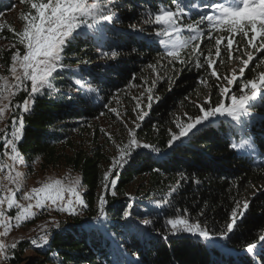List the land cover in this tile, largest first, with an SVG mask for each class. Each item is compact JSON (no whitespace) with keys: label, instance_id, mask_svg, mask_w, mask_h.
Instances as JSON below:
<instances>
[{"label":"trees","instance_id":"trees-1","mask_svg":"<svg viewBox=\"0 0 264 264\" xmlns=\"http://www.w3.org/2000/svg\"><path fill=\"white\" fill-rule=\"evenodd\" d=\"M119 3L120 21L108 26L116 33L109 32L110 40L104 45L105 51L118 49V56L102 57L95 41L86 37L79 38L66 50L64 63L68 67L53 80L57 91L45 89L30 105L31 113L24 114L23 139L18 144L20 156L16 160L29 159L22 180L46 176L50 181V173L56 171L74 175L78 187L54 183L62 185L61 190L75 189L85 201L88 220L98 215L104 174L118 155V148L128 143L130 130L141 144L153 145L159 152L136 149L119 170L116 195H112L111 189L106 194L109 239L100 231L80 226V220L74 216L55 215L59 223L68 227L56 233L49 245L33 248L31 259H23V253L33 244L19 242L9 253V264H113L114 241L124 244L119 249L121 258L133 264H264L246 251L248 244L259 243V236L264 235V165L258 163L264 158V122L256 119L245 133H240L230 118L217 117L214 126L202 128L190 140L177 141L172 149L167 148L170 132L178 131L177 124L200 113L195 105H203L209 97L213 104L219 99L230 103L226 97H220L217 79L210 77L211 69L206 71L205 57L211 53L213 67L223 84L227 83L224 76H239L229 86L232 94H238L240 82L264 72V49L258 53L254 47H246L247 39L238 34L233 49L239 47L240 51L233 50V58L229 59L225 48L231 37L218 28L212 33L213 37H224L219 46L222 55L218 57L215 39L210 41L205 29L204 36L191 41L180 52L181 59L187 58L191 45L199 44L203 53L199 61L193 57L188 65L179 60L169 63L171 58L162 59L165 49L158 42L153 43L148 32L142 33L145 38L140 39L130 25L152 28L154 37L155 27L143 25L142 21L158 8L173 7L172 0H119ZM33 11L27 0L25 3L0 0V79L10 73L13 56L23 54L24 46L18 35L25 24L21 17ZM190 22L185 17L184 27ZM188 34L182 36L190 40ZM236 41L240 43L237 45ZM258 42L259 39L253 44ZM248 52L254 59L241 76L239 69L233 70L240 62L235 56L246 59ZM197 62L204 67L198 69ZM148 65H156L161 77L152 89L154 99L150 109L147 89L152 87L158 73ZM77 75H83L97 91L69 106V92L72 97L78 95L75 87L70 91ZM205 79L207 84L202 82ZM5 95L1 94L0 100ZM25 96L26 93L14 95L12 113L3 127H8L9 133L12 117L19 111L17 104ZM137 97L141 98L140 108L136 107ZM110 108L116 112H110ZM137 112L149 114L140 121ZM251 112L257 118L264 115V101H259ZM241 134L249 136L256 148L254 153L247 155L245 150L231 147L238 145ZM181 175L186 179L181 180ZM237 201L241 208L247 201L249 208L227 240L216 239L206 246L199 238L188 235L169 236L168 241L157 235L170 227L166 226V219L182 215L185 210L191 221L198 220L220 233L230 222L229 214ZM129 205L132 224L143 228V219L152 221L143 233L127 227L129 221L123 213Z\"/></svg>","mask_w":264,"mask_h":264},{"label":"snow or ice","instance_id":"snow-or-ice-1","mask_svg":"<svg viewBox=\"0 0 264 264\" xmlns=\"http://www.w3.org/2000/svg\"><path fill=\"white\" fill-rule=\"evenodd\" d=\"M26 0H21V3H25ZM30 4V8L34 10L27 15H22L21 19L25 21L22 32H19L20 43L24 46L23 54L17 60V56H13V60L16 61L22 69V74L17 72L15 66L11 68L13 73V79L16 81L10 86V93L12 95H18L20 93H26L25 98L19 104L17 108L18 113L12 117V131L10 136L6 135L2 137L3 147L5 152L11 151L15 155L13 160L19 158L20 153L18 151V144L23 139L24 131V114L31 113L30 105L34 104L37 95H43L45 89H51L57 91L54 88L53 80L56 78V74L64 71L68 66L64 63L66 50L72 46L80 37L91 36L97 45V50L102 57L116 58L118 56V49L113 48L111 51H105L104 45L109 42V32L116 33L114 28H109V25H114L120 21V17L117 14V9L120 7L119 0H27ZM173 7L158 8L150 17L143 19V25H151L155 27L154 37L151 36L152 28H145L143 26L137 27L133 24L130 27L137 33L140 39L145 37L142 33L148 32L153 40V43L158 42L165 48V55L163 58H171L169 63L179 60L181 64L188 65L193 57L199 61L200 56L203 54L199 44H192V51L188 54L187 58L181 59V50L187 48L191 41H196L198 38L204 36L205 29H207V35L209 40L215 39L216 55L220 57L222 55L221 37H213L212 33L216 29H221L227 32L231 38L228 39L225 50L228 52L229 59L233 58V50L239 52V47L233 49V41L235 36L242 34L243 38L247 39L248 44L246 47H254L256 52H260L264 49V0H231L230 3H221L220 0H172ZM187 17L190 23L186 24L188 32L192 33L190 40L180 39V34L184 27V18ZM249 33L251 36L249 38ZM259 42L253 44L254 41ZM115 43V41H111ZM237 45L240 41H236ZM236 60H239L241 67L239 73L244 76L245 68L248 67L249 62L253 61L252 53H247V59H243L240 55L235 56ZM159 63V61H157ZM205 63L207 69H211L210 77L217 79L218 83L216 87L219 89L220 97H226L230 100L227 103L225 99H219L215 104L212 103L209 97L203 105L197 104L195 107L199 108L200 113L196 116H189L187 121L182 124H177L178 131L170 132V139L167 142V148L172 149L176 142L183 143L185 139L190 140L192 136H195L202 128L212 127L217 123V117L230 118L234 122V127L240 132L245 133L256 119L264 122V117H253L251 109L256 107L259 101H264V72H260L258 76L249 80L245 78L240 82L241 86L238 94H232L233 89L229 86L237 81V77L233 75L231 78L224 76L223 80H226V85L223 84L221 77L218 75L217 70L213 65L215 61L211 58V53L205 57ZM158 73L157 79L152 82V87L147 91L150 93L148 96V108L152 106L154 96L152 89L156 86V83L161 79L156 65H148ZM196 67L203 68L204 64L197 62ZM82 71V70H81ZM30 82V86H29ZM207 84V79L202 81ZM72 87H75L77 92L76 97H72L70 92L67 95L69 106L74 101H79L84 95H91L96 92L97 89L88 83L83 75H77L75 85H70V91ZM64 94H61L63 97ZM137 108H140L139 100ZM158 99V98H157ZM110 112H116L115 109H109ZM3 112V109H0ZM103 114V113H102ZM149 113L137 112V120L142 121ZM19 117V118H18ZM119 118V114L117 113ZM127 127V125H125ZM5 129H0V132H4ZM231 147L237 148L241 145L232 144ZM150 149L152 152H159V149L153 145L141 144L137 139L135 132L129 131L128 143L123 147L118 148V155H116L109 167L108 171L104 174L102 183L104 186V192L98 199V215L95 218V223L86 225L89 229L107 233V221H106V194L111 189L112 195H116V187L118 184L119 170L124 168L125 164L130 158L132 153L136 149ZM19 175V174H17ZM186 177L181 175V180H185ZM199 183V181H195ZM57 184L59 181L56 182ZM179 185V181L177 182ZM71 192H75V189H70ZM46 192V189H33L31 194H25V200L35 199L36 203L33 206L29 204L27 208L23 210L21 215L14 217L16 220H26L31 215V209L33 207L37 209L51 208V210L57 212H66L69 215L77 214V206L84 207L85 201L76 195L75 199L69 198L66 202L64 197L58 191L56 195H52L47 192L44 197L40 196V193ZM45 200L51 202L50 205L44 203ZM4 201L0 200V204ZM54 206V207H53ZM8 207L12 208V201L8 199ZM131 205L125 209L123 216L129 223L127 227L137 233H143L147 226L152 224L150 219H143L141 224L143 228L132 224L130 218L132 217ZM249 208L247 201L244 202L243 208L240 207V202L237 201L235 207L229 214V221L226 223V229L220 233H215L201 222L191 221L187 210L184 214L177 215L175 218L166 219V227L163 232H157V235L161 236L165 241H168L169 236H176L178 238H184L185 235L199 238L206 246L214 244L216 239H229V234L234 233L235 229L239 226L238 221L242 220L245 211ZM204 211L201 209L200 215H203ZM54 227L59 228V224L54 220L51 221ZM7 228L4 233L6 234ZM39 241L33 239L31 243L35 247H42L48 244V234L45 231V235L39 237ZM114 261L113 264H133V262L121 258L122 253L119 249L124 247V244H116L114 241ZM13 249L16 244L11 246ZM5 246L0 244V253L7 259V252L4 250ZM247 253L252 257H258L261 261H264V235L259 236V243L248 244L246 248Z\"/></svg>","mask_w":264,"mask_h":264},{"label":"rangeland","instance_id":"rangeland-1","mask_svg":"<svg viewBox=\"0 0 264 264\" xmlns=\"http://www.w3.org/2000/svg\"><path fill=\"white\" fill-rule=\"evenodd\" d=\"M220 2L221 3H230L231 0H220ZM183 33H189L188 34L189 37L192 35V33L187 31L186 27H183V30H182V32L180 34V39H182V40H187V39H185L182 36ZM249 35H251V33H249ZM86 38H90V39L94 40V38L91 37V36H87ZM161 46L164 48L163 45H161ZM19 58L20 57H17V60ZM13 66L16 67L18 73L22 74V69L20 68V65L16 61L13 62L11 68ZM241 66H242L241 63L237 62L236 65L233 67V70L235 71V70L239 69ZM59 73H62V72H59ZM233 75H235V74H233ZM236 77H239V76H236ZM15 82L16 81L13 79V73H12V71L10 69V73L7 76H5V77L0 79V95L3 94V93L11 94L8 89H10V86L12 84H14ZM29 86H30V82H29ZM0 102H1V100H0ZM252 116H253V113H252ZM261 116H264V115H261ZM261 116H258V117H261ZM225 117H227V116H225ZM218 118H221V117H218ZM233 123L234 122H231V124H233ZM3 127H1V129ZM3 129H5V131L4 132H0V166L2 165L3 157L6 156V155H9V154H12L10 150L5 152V149L3 147L2 137L6 136V135L10 136L8 127L3 128ZM238 145H241V147H238V148L241 151L245 150L247 155L254 153L255 149H256L255 146L253 145V143L251 142V139L249 138V136H246L245 134H241L240 135ZM28 160L29 159H26V160L23 161V164H22L23 168H21V169H11L10 171H8V174L11 177L12 188H13L14 191L17 189V187H18V185L20 184L21 181H30V180H32L31 178H30V180L29 179L28 180H22L23 170L28 167ZM258 163L261 164V165H264V158L260 159L258 161ZM17 174H19V175H17ZM40 177H42V176H39V178ZM50 178H51V180H50L51 183L49 181V184H48V186L45 189H46V193L50 192L52 195H56V193L58 191L60 193L62 191L61 190L62 185L57 186V184L54 183V182H57V181L63 182L66 185H73V186L78 187V180L76 179V177L74 175H71V174L63 172V171H56V172L50 173ZM33 179H36V177L33 178ZM58 184H60V183H58ZM25 208H27V207L14 194L13 206H12V209L10 210V213L13 216V222L14 223L9 224V235H8L9 242L6 245L7 254H8V264H9V257H10L9 253L12 250L11 246L13 244L17 245L19 242H23V240H27L28 238H30L32 236L31 235L32 234L31 231L36 233V231L44 229L47 226L48 222L50 223L51 221L54 220L59 225L61 224V223L58 222V220H56L55 215H57V214H52V213H39L37 215H34V214L32 215L31 214V215L28 216V218L26 220H24V219H21V220L14 219V217H16L17 215H21V213L23 212V210ZM96 217L88 219L86 221V223H84L85 225H80V226L86 227V225H91V224L95 223V218ZM79 224H81V223H79ZM102 234L106 238H108V235H105L104 232H102ZM32 240L33 239H29V240H27V242H31ZM110 240L112 241L111 238H110ZM38 242L42 243V241H38ZM33 248H38V247H35L34 245L33 246L30 245L28 247V249L23 253V259L26 260V259H31L32 257H34V254L32 252Z\"/></svg>","mask_w":264,"mask_h":264},{"label":"bare ground","instance_id":"bare-ground-1","mask_svg":"<svg viewBox=\"0 0 264 264\" xmlns=\"http://www.w3.org/2000/svg\"><path fill=\"white\" fill-rule=\"evenodd\" d=\"M13 99H14V96L12 94H7L3 97V99H1V102H0V109L1 108H9V107H13ZM4 125H1V127H3ZM23 162L21 161H18V160H7V168L8 170H11V169H21L23 168L22 165ZM49 184V180L47 177L45 176H42V177H38L36 179H32L30 181H21L20 184L18 185L17 189L14 191L13 188H12V183H11V179H8V186H9V190L12 191V193L15 194V196H17L18 199H20L21 201L24 199V195H25V192L27 193H32V190L33 189H44V187L48 186ZM62 196H63V190L61 191L60 193ZM46 195V193H45ZM76 195H79L77 193H73V192H68V196H63L64 197V201L62 202H66L69 198L71 199H75V196ZM46 202V205H50L51 202L48 201V200H45ZM54 207V206H53ZM39 213H52V214H57V215H60L61 218L63 217H69V216H74L76 218H78L79 220L80 219H83L80 220V223L79 225H83L84 223H86L87 221V218H86V215H85V207H80V206H77V214L76 215H69L68 213L66 212H57V211H54V210H51V208H47V209H38L37 211L33 212L34 215H37ZM68 227V224H60L59 225V228H56L53 226V224L50 222H48L47 226L42 229V230H38L36 231V233H34L33 231H31V235H34V234H37V233H40L42 231H45L47 232L48 234V245L52 242L53 240V237L56 233H58L61 229H64ZM42 235H45V234H37V241H39V237L42 236ZM31 238V237H30ZM28 238V239H30ZM9 242V238L8 236L5 237V239H3V245L5 246V251L7 252V249H6V245L8 244ZM2 264H8V259L6 260H3L2 261Z\"/></svg>","mask_w":264,"mask_h":264},{"label":"built area","instance_id":"built-area-1","mask_svg":"<svg viewBox=\"0 0 264 264\" xmlns=\"http://www.w3.org/2000/svg\"><path fill=\"white\" fill-rule=\"evenodd\" d=\"M1 109H3V112H0V129H1V125H5L7 123L8 119L12 113L13 107L1 108ZM12 157L13 156H10V155L4 156L2 159V165L0 166V200L4 201L3 204H0V233H4L5 228H7V233L0 235V244H3V239H5V237L9 235V224L14 223L13 222V216L10 213V210L12 208L9 209V207H8V199L9 198L11 199L12 206H13V197H14V193H12V191L9 190V186H8V179H11V177L8 174V171H10V170H8V168H7V160H13ZM46 187H44V189ZM68 192H70V190L63 189V196H68ZM45 193L46 192L40 193V196L44 197ZM25 194H31V193L25 192ZM22 203L26 207L29 204H32L34 206L36 203V200L35 199H32V200L23 199ZM44 203L46 204L45 201H44ZM42 209H47V208H42ZM37 210H38L37 208L33 207L30 211L33 215V212H35ZM80 220L83 221V219H80ZM45 231H42V232L37 233V234H45ZM37 234L32 235L30 239H37ZM27 240H29V239H27ZM27 240H23V242H27ZM3 260H6V259L4 258V255L2 253H0V264H2Z\"/></svg>","mask_w":264,"mask_h":264}]
</instances>
